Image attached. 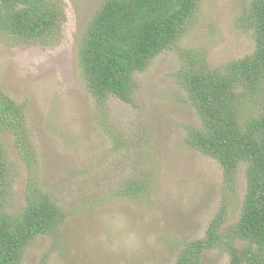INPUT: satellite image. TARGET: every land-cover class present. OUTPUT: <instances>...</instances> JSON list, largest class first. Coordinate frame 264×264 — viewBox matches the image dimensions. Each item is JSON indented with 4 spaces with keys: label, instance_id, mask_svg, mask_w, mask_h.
Here are the masks:
<instances>
[{
    "label": "rangeland",
    "instance_id": "rangeland-1",
    "mask_svg": "<svg viewBox=\"0 0 264 264\" xmlns=\"http://www.w3.org/2000/svg\"><path fill=\"white\" fill-rule=\"evenodd\" d=\"M58 1L63 20L53 40L21 43L0 31V88L25 105L33 153L26 164L13 135L3 133L14 180L7 210H21L32 181L64 213L57 235L34 239L22 264H174L223 203L225 224L238 220L246 189L244 166L229 188L215 160L185 145L188 127L200 119L178 84L176 48L203 50L213 66L249 54L253 40L235 19L250 0H201L175 50L134 73L133 102L115 95L97 101L78 64L79 40L104 0ZM132 180L147 181L146 190L119 193ZM229 261L215 247L201 264Z\"/></svg>",
    "mask_w": 264,
    "mask_h": 264
},
{
    "label": "trees",
    "instance_id": "trees-1",
    "mask_svg": "<svg viewBox=\"0 0 264 264\" xmlns=\"http://www.w3.org/2000/svg\"><path fill=\"white\" fill-rule=\"evenodd\" d=\"M201 0H104L79 40L77 60L83 81L99 102L109 95L133 102L134 73L145 70L165 49L191 29ZM58 0H0V31L21 43H46L60 30ZM235 19L250 33L253 49L243 57L211 65L205 52L176 48L178 84L200 119L189 126L185 145L212 158L222 168L229 188L245 167L246 189L240 216L226 225L223 203L202 238L188 241L176 252L174 264H201L208 249L230 254L227 264H264V0H250ZM25 105L0 88V264H22L24 253L38 236H56L64 213L51 195L28 184L19 212L6 207L7 188L14 180L3 133L13 135L19 156L29 165L30 142ZM147 181L132 180L119 193L145 191ZM57 238V237H56ZM237 240L251 246L238 248Z\"/></svg>",
    "mask_w": 264,
    "mask_h": 264
}]
</instances>
